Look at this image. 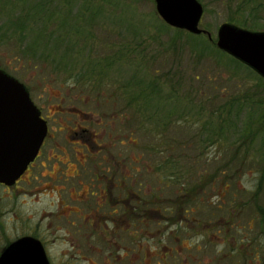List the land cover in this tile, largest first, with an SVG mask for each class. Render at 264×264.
<instances>
[{"label":"rangeland","instance_id":"rangeland-1","mask_svg":"<svg viewBox=\"0 0 264 264\" xmlns=\"http://www.w3.org/2000/svg\"><path fill=\"white\" fill-rule=\"evenodd\" d=\"M85 1L89 11L102 7V12L92 24H81L90 35L85 43L83 36H73L69 50L64 41L59 46L43 39L40 32L39 47H28L32 29H17L10 22L13 16L23 15L27 3L39 2L45 10L33 29H43L45 24L47 30L52 20H45L56 17L55 6L61 1L0 0V12L11 11L0 13V68L27 86L44 114L59 106L67 122H78L76 112H86L90 123L85 126L101 136V144L112 135L118 137L109 152L120 158L135 156L134 194L120 187L123 203L118 205L122 217L127 214L128 197L135 207L129 226L134 242L128 239L127 220L119 219L117 235L102 243L90 236L79 238V231L72 234L77 246L88 252L87 258L75 253L52 260L57 264H264V82L252 70L229 63L224 56L218 58L220 49L215 44L216 29L223 22L264 30V0H199L203 6L199 27L210 37L187 34L165 23L153 0H83V5ZM71 9L62 7L63 11ZM76 19L69 15L71 22ZM21 31L26 37L19 40ZM169 39L176 48L167 51ZM80 43L86 50L77 53ZM119 47L123 49L119 52L122 66L120 62L109 68L103 77L106 82L91 78L89 64H94V71L100 64L103 67V57L117 53ZM201 48L209 53L203 55ZM84 56L89 63L88 83L81 82L85 73L80 82L71 76L78 73ZM129 62L142 77L145 94L151 95L149 107L137 114L136 104L143 101L136 96L128 104L130 96L122 92L126 89L117 80H126L131 72ZM217 103L222 107L216 108ZM161 114L168 117L165 123ZM209 114L213 115L209 127L215 128L236 116L234 127L245 137L233 136L230 125L231 136L225 130L221 141H201L197 134L203 132L205 139L209 127L206 130L203 123ZM69 142L67 150L72 153ZM120 164L119 170L128 167L129 158H121ZM261 180L262 187H258ZM19 199L21 204L14 205L21 213L18 222L1 212L13 202L2 205L0 201V245L22 232L33 234L39 210L46 209L52 198L49 193L36 192ZM105 233H113V223L105 226ZM47 244L52 250L67 247L59 241ZM127 248L132 251L128 253ZM165 250L168 256L162 259ZM69 251L73 253L72 248Z\"/></svg>","mask_w":264,"mask_h":264},{"label":"flooded vegetation","instance_id":"flooded-vegetation-1","mask_svg":"<svg viewBox=\"0 0 264 264\" xmlns=\"http://www.w3.org/2000/svg\"><path fill=\"white\" fill-rule=\"evenodd\" d=\"M37 107L41 118L46 123L45 135L37 153L27 163L20 175L11 183L0 181L2 205L7 200L13 202L11 207L2 208L1 212L5 216H9L8 220L18 222L21 213L15 211L14 205L21 204L19 197H23L27 193L38 192L49 193L52 199H49L46 209L39 210L34 224V233L22 232L4 245L1 244L0 252L15 239L31 236L41 244L48 264H55L56 261L52 259L56 257L77 256L75 253H78L81 258H87L88 252L77 246L72 234L79 231L76 233L79 238L84 239V237L90 236L102 243L104 238L110 240L117 235L118 229L120 230L119 219L127 220L128 239L129 242L133 241L129 226L133 221L135 207L128 197L127 214L126 217H122L118 205L123 203L119 199L120 187L126 188L129 194H134L132 192L134 183L132 172L134 171L135 156L121 157L123 161L129 158V164L128 167L124 166L122 170H119L117 166L120 164L121 158L117 157V154L115 156L114 151L107 150L115 146L118 137L112 135L106 143L101 144V136H97L95 131L89 132L85 126L90 121L86 112H76L80 116L78 122L75 120L67 122L66 117H63L62 107L49 108L47 114H44L39 106ZM132 125L133 122H131ZM71 140H73V144H77V150L72 148ZM130 140L129 138L128 141ZM68 141H70L68 145L72 153L67 150L66 143ZM119 142L121 141L119 140ZM120 165L123 166V164ZM118 171L122 173L120 177L116 175ZM39 177H46V179L40 181ZM33 180H37V182L34 184ZM27 185L32 186L28 187ZM105 205L108 207L106 214L104 213ZM109 223H113L112 234L105 233V226ZM47 241H59L67 244V247L52 250ZM71 248L73 253H68ZM127 249L128 253L132 251V249ZM97 253L98 249H96ZM165 256H168L167 250L162 251L161 258L164 259Z\"/></svg>","mask_w":264,"mask_h":264},{"label":"water","instance_id":"water-1","mask_svg":"<svg viewBox=\"0 0 264 264\" xmlns=\"http://www.w3.org/2000/svg\"><path fill=\"white\" fill-rule=\"evenodd\" d=\"M167 24L193 34L210 33L199 27V0H153ZM218 49L248 66L264 79V30H250L231 22L216 29ZM46 123L27 86L0 68V181L11 183L33 159L45 135ZM0 264H48L39 241L22 236L0 252Z\"/></svg>","mask_w":264,"mask_h":264},{"label":"trees","instance_id":"trees-1","mask_svg":"<svg viewBox=\"0 0 264 264\" xmlns=\"http://www.w3.org/2000/svg\"><path fill=\"white\" fill-rule=\"evenodd\" d=\"M57 1L58 2L61 1V3H57V5L55 6V8L57 9V12H56L57 15H56V17H54V18H46V20H45V23L48 20H50V19L52 20V27L47 28V30L44 29L46 27L45 24L42 27L43 29H33L35 26H37L39 24V20H40L39 17L42 14V11L41 10H45L42 7L39 8V2L29 3V5L27 3L26 6H25V8L27 7V9L23 11V15L13 16V18L10 20V22H12V25H14V28L24 30V29H26L28 27L27 30L32 29L30 35L33 34L34 36H33L32 41L28 44V47H29V45L32 48L33 47H39V41L42 40V39H41V36H40V34L38 32L41 33L43 39H47L48 38V41L55 42L59 46H61V44H60L61 41H64L69 50L70 49L71 50L73 49V47L71 45L69 46V44H71V40L70 39L73 36H75V35H77L78 37H82L83 36L81 42H83V43L86 42L85 41V38L87 36H89L90 33L88 31H86L85 29H82L83 27H86V26H82L81 24H86V25L92 24V21L94 20V17L96 19L98 17L96 15L101 14L102 7H100L99 9H97V7H96V10L93 12V11H89L88 10L90 8H88L86 6V3H87L86 1L84 2V5L82 4L83 0H57ZM63 6H64V8H68V9L69 8H74V9H71V11H69V12H68V10H64L63 11L62 10V7ZM112 7H115V5L113 4ZM1 8H2V6L0 5V9ZM0 13L1 14H7V13H11V11H9V12L8 11L7 12L4 11V12H0ZM69 15L74 16L77 19L74 22H71L69 20ZM58 17H61V19L56 21V19ZM29 23H31V24L28 25ZM47 26H49V25H47ZM34 30H36V31H34ZM186 33L189 34L188 32H186ZM194 36H196V35H194ZM202 36H203V34H202ZM21 37H23V38L26 37V33H24V31L19 32V35H18L17 39L20 40ZM83 43H80L79 48L76 49L77 50V53H80V52H83L84 50H86L85 49L86 48V45L84 47ZM172 43H173V40H171V39H169L166 42V44L169 45V47L167 48V51L170 49L171 46L174 47V48H176V45L175 44H172ZM127 49L129 51V48H127ZM122 51H123V49L121 47H119L118 50H117V53H112L111 55L104 56L103 57V67L100 64L99 67L96 66L98 69H95V71L93 69L94 64H89L87 62L88 60H86V59H88V57L87 56H84L83 57V60H82L83 62L81 61V64L78 67V73H72L73 75H71V76L72 77H75L72 80L80 82L81 81L80 78L85 73L86 77H84L81 82H87L88 83V81L90 79H89V76L87 75L86 72H87V67H88V64H89L90 65V69H88V71H91V73H92V75H90V77L91 78H94V79H99V81H101V82H106V80L103 77L104 76H107L108 69L109 68H112V66H114L116 63L119 64L120 62L121 63L119 65L122 66V60L119 57V52H122ZM23 52L29 53L28 51H24V50H23ZM200 53H202L203 55L205 53V55H206L209 52H208V50L206 48H204V49L201 48L200 49ZM218 53H219L218 54V58H221L222 56H224L225 59L227 60V62L233 63L236 66H240L242 68L244 67L245 69H250L249 67H247L243 63L239 62L235 58L229 56L228 54H226V53H224V52H222L220 50H218ZM219 55H221V56H219ZM193 56L195 57V55H193ZM85 57H86V59H85ZM217 61H218V59H215L214 60L215 63H217ZM84 65H85V68H83ZM116 68H117L116 70L118 72H120V70L118 68V65H117ZM128 69H130L131 72L128 74V77L126 78V80L125 81H122L120 79H117V80L126 89V90H124L122 92H127L128 95L130 96V98L127 97V100L129 101L128 104H130L132 102L131 101L132 98L133 97H136V96L138 98H140L139 100H142L143 101L142 103H137L136 104L137 107H136V110L134 112L137 114L141 110L147 109L149 107L148 105H149V102L150 101H148V99L151 97V95L150 94H145L144 86H142L140 84V83L143 82V79H142V77L141 78L138 77V75H137V68L134 69V64H131L129 62V68ZM254 74H256V73L254 72ZM94 75H96V77H94ZM255 77L261 79V81L264 82V80L262 79V77H260L259 75L256 74ZM99 81L97 82V84L99 83ZM132 82H133V84H132ZM135 85H136V88H135ZM217 96L220 97V95H217ZM172 98H174V95L170 97V99H172ZM229 101H232V102L235 101L236 102L237 100L232 99V100H229ZM136 102H138V100ZM210 103H214V99L213 100H210ZM217 104H216V108L222 107L221 106L222 104H218V105ZM226 104H229V102L227 101ZM238 105L235 104L236 107H238ZM199 114L202 115L201 113H199ZM199 114H197V115H199ZM211 114H213V113H211ZM211 114H209V119H208V115H207V117H206V119H205V121L203 123L204 124V128L206 130H208L209 125L212 124L211 121L213 120V118H212L213 115H211ZM161 116L163 117V120H164V123H165L166 122V119H168V117H165L164 114H161ZM138 118H140V117H138ZM146 118H148V115L145 116V119ZM232 119H233V121L228 122L227 124L220 123L216 128L214 126L213 127H209L208 134L206 135L205 139H204V135L201 134L203 132L197 134V136H199V137L201 136L202 137L201 138V141L202 140L203 141L204 140H207L208 142L210 141V142H213V143L216 142V141H221V136H222V134H223V132L225 130L227 131V134L231 136V134H230V125H231L232 126L231 129H232V132H233V136L236 135V138H239L240 136L245 137V135H243L241 133H238L237 134V131H236L235 127H234V125H236V121H238L236 119V116L235 117H232ZM226 126H228V128ZM216 131H217V134H216ZM252 134H254V133H252ZM195 137H196V135H195ZM212 137H214V138H212ZM197 141H198V139H197ZM242 146L243 145H240L239 148L242 147ZM223 147L226 148L227 147V144L226 145H223ZM263 170H264V166H263ZM262 184H263V180H261L258 183V187L259 186L262 187Z\"/></svg>","mask_w":264,"mask_h":264}]
</instances>
